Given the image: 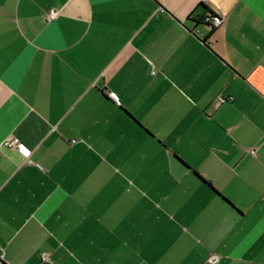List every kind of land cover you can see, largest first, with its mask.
<instances>
[{"label":"crops","instance_id":"crops-1","mask_svg":"<svg viewBox=\"0 0 264 264\" xmlns=\"http://www.w3.org/2000/svg\"><path fill=\"white\" fill-rule=\"evenodd\" d=\"M0 248L264 264V0H0Z\"/></svg>","mask_w":264,"mask_h":264},{"label":"built area","instance_id":"built-area-1","mask_svg":"<svg viewBox=\"0 0 264 264\" xmlns=\"http://www.w3.org/2000/svg\"><path fill=\"white\" fill-rule=\"evenodd\" d=\"M57 15H58L57 10L53 9V10L49 11L48 18L51 19V18L56 17ZM205 21L210 24V27H218L222 24L223 18L221 16H219L218 14H216L214 17H210V16L206 17ZM111 97L114 98L115 100H118V97L114 93H111ZM228 100H231V99L220 97L218 100V105L221 103H224ZM3 145L7 148L17 147L26 156H30V154H31V150L28 147H26L20 141V139L18 137H15L13 139H6L3 143ZM4 257H5V253L2 251L0 254V260H3ZM43 259L45 261H49V257L47 255L43 256ZM210 260H211V262L215 263L218 260V258L216 256H212Z\"/></svg>","mask_w":264,"mask_h":264},{"label":"water","instance_id":"water-1","mask_svg":"<svg viewBox=\"0 0 264 264\" xmlns=\"http://www.w3.org/2000/svg\"><path fill=\"white\" fill-rule=\"evenodd\" d=\"M170 160L172 165V172L176 177H181L190 167L177 155L170 154Z\"/></svg>","mask_w":264,"mask_h":264},{"label":"trees","instance_id":"trees-1","mask_svg":"<svg viewBox=\"0 0 264 264\" xmlns=\"http://www.w3.org/2000/svg\"><path fill=\"white\" fill-rule=\"evenodd\" d=\"M200 8L204 9L205 10V13L204 14H201L197 17V21L199 23H204L206 24L207 26H209V28L211 29V31L213 32L215 29H217V27H210V24L207 23L205 21L206 17L210 16V17H214L216 14L215 12L210 9L204 2H201L200 5H199ZM195 174L204 182V183H208L210 185V183L208 181H206L201 175H199L197 172H195Z\"/></svg>","mask_w":264,"mask_h":264}]
</instances>
